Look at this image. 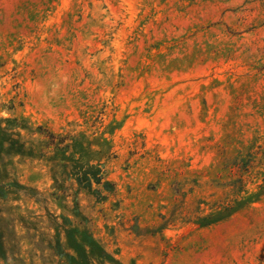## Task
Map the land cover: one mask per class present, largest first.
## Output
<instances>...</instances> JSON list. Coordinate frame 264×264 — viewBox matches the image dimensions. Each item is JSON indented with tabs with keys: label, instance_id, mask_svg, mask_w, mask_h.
<instances>
[{
	"label": "rangeland",
	"instance_id": "rangeland-1",
	"mask_svg": "<svg viewBox=\"0 0 264 264\" xmlns=\"http://www.w3.org/2000/svg\"><path fill=\"white\" fill-rule=\"evenodd\" d=\"M0 129V264H264V0H0Z\"/></svg>",
	"mask_w": 264,
	"mask_h": 264
},
{
	"label": "trees",
	"instance_id": "trees-1",
	"mask_svg": "<svg viewBox=\"0 0 264 264\" xmlns=\"http://www.w3.org/2000/svg\"><path fill=\"white\" fill-rule=\"evenodd\" d=\"M1 132V129H0ZM49 139L48 141H43L44 147L48 148L50 145H52L53 150H63V152H67L68 148L71 146L70 144H65L64 146H61L62 143L64 142L61 140L62 138H57L54 134L50 133L48 135ZM5 140H2L0 137V142L3 143ZM16 142V141H13ZM3 144H0V146ZM11 146H13L11 144ZM73 146L75 148H79L78 151L81 152V145L79 143H74ZM34 149L32 147L28 148L25 150L27 152V155H34ZM26 154V153H25ZM40 155H43L40 153ZM55 155L51 157L50 160H54ZM67 161H71L72 163L74 162L75 164H78L79 161L77 160L78 158H73V156H65L64 158ZM83 166V167H82ZM77 165L76 166V172L78 176H76L75 181L77 184L83 188L86 189H92V184H98L101 185L105 188V190H109V182L104 180L103 176V170L100 164H83V165ZM14 186L21 187L19 184L16 182H13ZM7 185H12V184H3L0 182V196L3 195L5 192V187ZM94 192H97V190H93ZM66 226V225H65ZM63 228V232L65 234V245L69 249H71L76 255L72 256L69 254H66L67 257L72 261V264H95L94 263V258L93 256L97 257V260L99 261V264H104L101 262L102 260L105 261H111L112 257L101 248V246L93 239V237L86 232H81L79 230H76L75 228ZM56 243L58 246H60V239H59V234L57 233L56 237ZM89 250V252H87Z\"/></svg>",
	"mask_w": 264,
	"mask_h": 264
}]
</instances>
